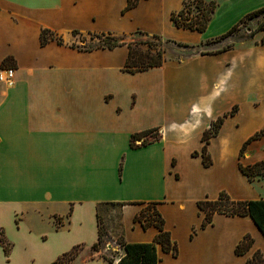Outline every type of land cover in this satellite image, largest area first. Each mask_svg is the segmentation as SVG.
<instances>
[{
    "label": "crops",
    "instance_id": "1",
    "mask_svg": "<svg viewBox=\"0 0 264 264\" xmlns=\"http://www.w3.org/2000/svg\"><path fill=\"white\" fill-rule=\"evenodd\" d=\"M183 1L139 0L122 13L127 0H0V71L15 73L12 87L0 82V232L9 245L8 253L0 245V264H53L74 248L90 251L100 203L124 204L127 243L153 242L157 229L133 219L156 204L178 248L172 257L157 245L158 264H245L255 251L264 257V238L249 217L215 214L201 229L197 207L220 192L232 201L264 199V178L249 181L239 170L264 161V136L240 155L264 127V32L227 51L167 58L135 74L123 72L126 46L85 52L71 45L76 36L126 41L140 31L201 48L264 7V0L217 6L196 34L171 22ZM212 27H219L214 36ZM42 30L54 37L44 46ZM7 58L11 66L3 67ZM219 118L207 146L212 164L204 167L201 137ZM155 128L158 142L131 149L132 134ZM245 235L252 248L236 256ZM115 251L113 264L125 254ZM69 264L109 263L93 252Z\"/></svg>",
    "mask_w": 264,
    "mask_h": 264
},
{
    "label": "trees",
    "instance_id": "2",
    "mask_svg": "<svg viewBox=\"0 0 264 264\" xmlns=\"http://www.w3.org/2000/svg\"><path fill=\"white\" fill-rule=\"evenodd\" d=\"M138 2L139 0H127V5L122 13H125L126 11L137 6ZM215 9L216 4L211 0H184L182 8L178 12L172 13L170 19L176 29L202 33L207 29ZM254 20H257V27L254 30H249L248 36L242 37L240 39L243 41L251 40L258 32H264V7L249 13L236 25L231 27L224 35L220 36L214 41L207 42L205 45L221 43L222 41L232 37L238 30L247 28V24ZM132 35L143 37L144 40H131L130 42H126L123 38L115 37L110 34L94 35V37L101 38V45L88 49L77 47V49L87 52L94 49L113 50L120 46H126L127 58L124 63L123 72L135 74L161 67L166 60L165 53L169 45H176L189 50H194L196 48L195 46L178 43L169 39H163L157 34L149 35L147 33L137 31ZM52 39H54V37L50 31H41V46L46 45ZM56 41L58 44L62 43L61 40L56 39ZM260 43L264 46V36ZM234 45L235 44L231 43L230 45L218 49L215 52L230 50ZM72 47L75 48L74 46ZM206 53L208 52H201V54ZM10 61L11 60L9 58L5 59L2 63V66H11L8 64ZM234 111L235 109H233L229 114L232 115ZM224 117H226V115ZM222 123V118L217 119L215 122L211 123L210 127L203 133L201 137L203 148L201 150L200 157L204 167H209L212 164L210 155L207 152V146L210 139L217 135ZM262 136H264V127L259 132L251 136L243 144L240 155H242V152L249 143L261 138ZM160 139L161 135L158 129L155 128L146 130L131 135L130 147L131 149H137L158 142ZM137 142H139V144H137ZM197 155L199 154H193V156ZM121 169L122 165H120V172ZM239 170L249 181H253L256 178H264V161L250 166H242L239 164ZM123 206L124 204L120 203H100L97 205V241L90 248L92 252H101L106 246L104 237L107 235V229L102 223V213L108 208H119L121 209L122 213ZM197 207L204 215L200 226L201 229H205L207 226L212 224V219L215 214H221L227 217H249L264 238V199L252 201H232L225 192H220L216 200L199 201L197 202ZM133 221L141 223L143 229L155 227L158 233L151 243H127L123 238V226L120 223L118 226V234L115 244L118 245L125 254L118 260L116 264H158L160 258L157 254V245L160 247L163 253L170 254L172 257H177V245L171 241L169 232L165 231L164 221L161 215L158 213L155 203L146 204L143 209L137 215H135ZM193 234H195V231H193L191 237ZM0 245L2 246L4 252L8 253L9 245L3 239L1 232ZM252 245L253 240L251 237L249 235H245L243 239L236 245L234 249L235 255L245 256L251 250ZM75 249L77 248H74L71 252L61 256L53 264H69V262L72 260V252L75 251ZM102 257L109 264L114 263L112 257L106 255H102ZM245 264H264V257L259 251H255L251 257L245 261Z\"/></svg>",
    "mask_w": 264,
    "mask_h": 264
},
{
    "label": "rangeland",
    "instance_id": "3",
    "mask_svg": "<svg viewBox=\"0 0 264 264\" xmlns=\"http://www.w3.org/2000/svg\"><path fill=\"white\" fill-rule=\"evenodd\" d=\"M191 1V0H190ZM214 1L217 6L224 7L230 9V5L233 7H236L237 1L238 0H211ZM224 12V11H223ZM247 28H242L235 32V34L222 41L221 43L218 44H213V45H204L205 41H203V45L201 48H196L195 50H189L186 48L178 47L176 45H169L167 48V51L165 53V58L169 59H181V58H187L189 55L192 53H201V52H210L213 50L221 49L227 45H230L231 43L233 44H240L243 42V40H240L242 37L248 36L249 30H254L257 27V20L249 22ZM227 27V26H226ZM219 27H212L211 32L209 33L211 36H214L218 31ZM203 33V32H202ZM202 33H197L196 34H202ZM127 42H130L131 40H144L143 37L140 36H134L130 38H125ZM102 44L101 38L97 37H92V36H76L75 41L73 40L71 42V45L74 47L82 48V49H88V48H94L96 46H99ZM121 214V216H120ZM221 215V214H219ZM225 216V215H224ZM102 223L103 226L107 229V235L104 237L106 246L105 248L101 251L102 255H106L109 257H112L114 262L115 259L117 258L116 256V251L115 249L118 248L119 246L115 244V240L118 234V226L121 223L122 224V213L121 209L119 208H108L105 209V212L102 213ZM123 226V225H122ZM93 252L90 251H84L81 249H75V251L72 252V260H81L84 257H88L92 254Z\"/></svg>",
    "mask_w": 264,
    "mask_h": 264
},
{
    "label": "built area",
    "instance_id": "4",
    "mask_svg": "<svg viewBox=\"0 0 264 264\" xmlns=\"http://www.w3.org/2000/svg\"><path fill=\"white\" fill-rule=\"evenodd\" d=\"M14 70L11 68H3L0 71V82L7 87H12L14 84Z\"/></svg>",
    "mask_w": 264,
    "mask_h": 264
}]
</instances>
